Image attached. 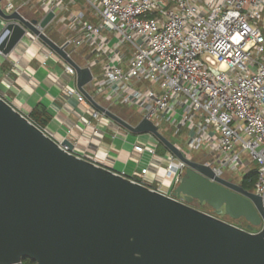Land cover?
I'll list each match as a JSON object with an SVG mask.
<instances>
[{
    "label": "built area",
    "instance_id": "2783aa9c",
    "mask_svg": "<svg viewBox=\"0 0 264 264\" xmlns=\"http://www.w3.org/2000/svg\"><path fill=\"white\" fill-rule=\"evenodd\" d=\"M6 1V14L22 15L15 0ZM23 5L38 15H22L25 20H36L35 28L46 35L55 25L62 41L49 37L91 70L86 90L98 104L134 127L143 120L153 123L167 139L182 143L186 158L210 167L216 177L241 184L255 168L253 192L264 197V0H26ZM51 13L54 18L42 28ZM7 24L3 20L2 30ZM17 24L25 29L19 44L28 41L31 56L42 58V64L54 60L74 84L66 85L65 97L86 106L82 114L68 109L59 125L62 136L35 125L60 146L71 142L72 154L103 166L93 148L102 143L104 128L113 138L127 139L131 132L80 93L73 66ZM0 98L10 104L1 90ZM116 110L128 111L137 121ZM161 146L156 138L132 144L136 156L151 158L130 179L172 196L187 166L166 148L164 156L159 154ZM199 154L201 160L192 158ZM163 164L165 177L159 175Z\"/></svg>",
    "mask_w": 264,
    "mask_h": 264
},
{
    "label": "water",
    "instance_id": "95a60500",
    "mask_svg": "<svg viewBox=\"0 0 264 264\" xmlns=\"http://www.w3.org/2000/svg\"><path fill=\"white\" fill-rule=\"evenodd\" d=\"M0 19L8 23L0 32L4 56L24 37L21 22L74 67L78 90L97 110L135 135H154L187 166L166 196L72 154L71 142L58 145L0 98V264H264V197L186 158L153 123L134 127L98 104L86 90L91 70L38 31L36 20L1 6ZM223 213L247 229L221 220Z\"/></svg>",
    "mask_w": 264,
    "mask_h": 264
},
{
    "label": "crops",
    "instance_id": "0c3cea01",
    "mask_svg": "<svg viewBox=\"0 0 264 264\" xmlns=\"http://www.w3.org/2000/svg\"><path fill=\"white\" fill-rule=\"evenodd\" d=\"M2 28L0 22V32ZM24 42L18 44L8 56L0 55V90L6 95L10 104L24 116L29 117L38 105H43L51 116L48 127L62 136L64 132L59 125L63 118L69 116L68 109H74L82 114L86 106H79L74 100L65 97L66 85L70 86L73 82L63 73L58 74L55 67L48 68V60L46 64H42V58L32 57L28 50L29 42L26 40ZM49 60L55 63L54 60ZM55 114L58 116L57 120L54 119ZM71 116L72 120L77 119L76 114ZM86 117L90 118L88 114ZM104 130L106 132L102 143L93 148L101 156L103 166L130 178L135 172L149 165L151 158L149 154L136 156L132 145L130 149L124 146L128 143L129 136L127 139L113 138L111 131H107L106 128ZM165 166L163 164L159 171L160 175L164 169L161 177H165Z\"/></svg>",
    "mask_w": 264,
    "mask_h": 264
},
{
    "label": "rangeland",
    "instance_id": "374dc122",
    "mask_svg": "<svg viewBox=\"0 0 264 264\" xmlns=\"http://www.w3.org/2000/svg\"><path fill=\"white\" fill-rule=\"evenodd\" d=\"M26 0H15L14 2V5L16 8H21L20 9V12L21 14L27 18V19H33L34 17H37L38 15L31 12V9L28 8L27 6H24V2ZM32 1H35V0H32ZM7 5V1L6 0H3L1 3H0V6L4 9L5 6ZM0 22H3L2 19H0ZM46 33L48 36H50L52 39H54L55 41H58V42H61L62 39L60 38V36L58 35L57 33V29H56V26L55 25H52L50 26L47 30H46ZM54 63L50 60H48L47 62V67L48 68H54ZM62 68L59 66L57 67L56 69V72L58 74H62ZM98 69H96L95 71H97ZM70 86L73 87V84H71ZM116 112L121 115L122 117H124L126 120L132 122V123H135L137 121V118L130 114L128 111H125V110H116ZM169 137V136H168ZM170 141L176 145L179 149H182L184 152V147L182 145V143L180 141H178L177 139H171V137H169ZM137 140H140L144 143H148V142H151V141H155V138L149 136L148 134H142V135H135V134H132V133H129V138H128V143L125 144L124 146L127 148V149H130L131 148V145L135 142H137ZM164 154L165 153V148L163 146L160 147V150H159V154ZM202 155L199 154V155H195V156H192V158L194 160H201L202 159ZM164 174V169L160 172V175H163ZM234 181L236 182V184H238L240 182V179H234ZM203 212H206V213H211V210L207 207H204L203 209ZM260 229H255V232H259Z\"/></svg>",
    "mask_w": 264,
    "mask_h": 264
},
{
    "label": "trees",
    "instance_id": "16d2710c",
    "mask_svg": "<svg viewBox=\"0 0 264 264\" xmlns=\"http://www.w3.org/2000/svg\"><path fill=\"white\" fill-rule=\"evenodd\" d=\"M30 120L39 126L40 128L48 127L51 122V116L47 112L43 105H38L34 111L29 116ZM257 181V170L255 168L249 170L243 177L241 185L248 191H253L255 189V183ZM255 232V229L254 231ZM24 264H35L30 260H25Z\"/></svg>",
    "mask_w": 264,
    "mask_h": 264
},
{
    "label": "flooded vegetation",
    "instance_id": "af4514ba",
    "mask_svg": "<svg viewBox=\"0 0 264 264\" xmlns=\"http://www.w3.org/2000/svg\"><path fill=\"white\" fill-rule=\"evenodd\" d=\"M192 206L194 207V208H197V209H199V210H201V211H203V209H204V207H207V208H209L210 210H211V213H208V214H211V215H214L215 214V212L207 205V204H201V203H199L198 201H196V200H194L193 202H192ZM219 218L221 219V220H223V221H226V222H229V223H231V224H233V225H235V226H237V227H240V228H242V229H247V223L243 220V219H240V220H233V219H231V218H229L228 216H226L224 213L223 214H221L220 216H219Z\"/></svg>",
    "mask_w": 264,
    "mask_h": 264
}]
</instances>
